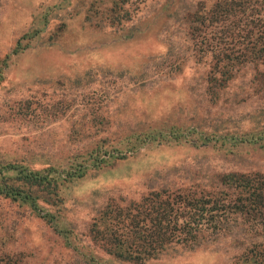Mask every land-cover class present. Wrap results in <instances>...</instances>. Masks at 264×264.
Listing matches in <instances>:
<instances>
[{"label": "rangeland", "instance_id": "obj_1", "mask_svg": "<svg viewBox=\"0 0 264 264\" xmlns=\"http://www.w3.org/2000/svg\"><path fill=\"white\" fill-rule=\"evenodd\" d=\"M165 2L0 0V164L63 174L96 148L127 154L89 171L64 193L61 227L99 264H132L112 259L91 239L92 220L107 203L127 205L159 188L208 189L216 174L264 172V150L250 147L234 154L167 145L126 151L129 142L139 144L133 136L171 127L218 137L264 130V66L235 69L211 97L212 55L199 50L175 17L166 25L150 21ZM35 29L41 34L13 55ZM240 232L199 245L173 244L145 264H237L245 248ZM59 235L0 201V264L10 263L7 256L19 264H93Z\"/></svg>", "mask_w": 264, "mask_h": 264}, {"label": "trees", "instance_id": "obj_2", "mask_svg": "<svg viewBox=\"0 0 264 264\" xmlns=\"http://www.w3.org/2000/svg\"><path fill=\"white\" fill-rule=\"evenodd\" d=\"M186 1L166 0L150 21L162 20L166 25L175 17L188 27L187 35L198 43L199 50L212 55L213 71L207 77L211 97L217 87L231 80L235 69L251 65L258 70L264 66V0H191L180 11L178 8ZM138 30L135 28V32ZM41 32L35 29L24 34L12 54L26 50ZM22 40L27 42L25 46H21ZM133 140L139 144L128 143L131 147L126 151L132 154L147 145L187 146L224 154H234L243 147L264 150V130L218 137L215 133L193 129L186 133L171 127L165 133L152 131L143 137L133 136ZM126 155L123 150L107 152L96 148L83 163L70 166L63 174L54 167L34 170L22 164H0V201L44 221L60 234L67 248L99 264L95 255L83 251L75 236L71 239L70 229L61 227L68 195L64 193L89 171L126 159ZM51 207L56 208L55 212L50 211ZM236 229L243 233L239 242L245 245L237 264H264V172L216 174L208 189L159 188L127 205L107 203L93 218L90 236L112 259L145 264L163 256L173 244L199 245L227 237ZM6 259L10 261L7 264H19L9 256Z\"/></svg>", "mask_w": 264, "mask_h": 264}]
</instances>
